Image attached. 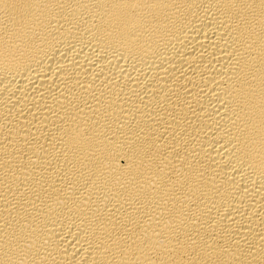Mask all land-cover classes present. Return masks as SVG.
Segmentation results:
<instances>
[{
	"label": "bare ground",
	"instance_id": "1",
	"mask_svg": "<svg viewBox=\"0 0 264 264\" xmlns=\"http://www.w3.org/2000/svg\"><path fill=\"white\" fill-rule=\"evenodd\" d=\"M0 264H264V0H0Z\"/></svg>",
	"mask_w": 264,
	"mask_h": 264
}]
</instances>
